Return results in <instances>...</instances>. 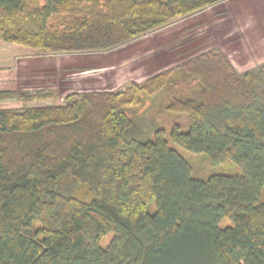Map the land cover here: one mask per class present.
<instances>
[{
	"label": "trees",
	"instance_id": "16d2710c",
	"mask_svg": "<svg viewBox=\"0 0 264 264\" xmlns=\"http://www.w3.org/2000/svg\"><path fill=\"white\" fill-rule=\"evenodd\" d=\"M222 1L0 0V42L104 53ZM67 99L0 110V264H264V66L207 53ZM158 102L188 131L140 127Z\"/></svg>",
	"mask_w": 264,
	"mask_h": 264
},
{
	"label": "rangeland",
	"instance_id": "374dc122",
	"mask_svg": "<svg viewBox=\"0 0 264 264\" xmlns=\"http://www.w3.org/2000/svg\"><path fill=\"white\" fill-rule=\"evenodd\" d=\"M33 1L44 4V0ZM248 1L224 0L210 5L104 53H47L0 42V57H15L5 66L0 59V91L14 94L13 99L0 102V110L62 106L76 94L122 90L207 53L225 56L239 74L258 70L264 66V2L257 5L258 0H250L254 7ZM51 21L55 22V17ZM165 107L161 102L147 105L137 118L138 125L146 131H170L179 124L188 131V118L169 113ZM170 145L190 162L198 178L218 171L236 172L228 165L213 167L206 158ZM150 211H155V204ZM228 224L225 220L222 227ZM110 239L111 235L106 237L102 246Z\"/></svg>",
	"mask_w": 264,
	"mask_h": 264
},
{
	"label": "crops",
	"instance_id": "0c3cea01",
	"mask_svg": "<svg viewBox=\"0 0 264 264\" xmlns=\"http://www.w3.org/2000/svg\"><path fill=\"white\" fill-rule=\"evenodd\" d=\"M242 1H244V0H242ZM249 1H250V0H249ZM249 1H248L247 3H250V4H251L252 2H249ZM258 2H261V3H258ZM258 2L255 3V4L259 5V4H262V2H264V1H262V0H258ZM253 4H254V3H252V5H253ZM257 5H256V6H257ZM253 6H254V5H253ZM254 7H255V6H254ZM241 14H242V13H241ZM242 16H244V14H242ZM241 18H244V17H241ZM243 27H244V25H243ZM245 27H246V26H245ZM245 27H244V29H246ZM244 29H243V31H244ZM244 32H245V31H244ZM246 33H247V34H250V32H249L248 29L246 30ZM246 33H245V34H246ZM247 34H246V35H247ZM14 58H15V57H13L11 54H9V55L6 56V57H4V55H3V57H0V59H3V60L1 61V62H2L1 64H3L4 66H5V64H10Z\"/></svg>",
	"mask_w": 264,
	"mask_h": 264
}]
</instances>
